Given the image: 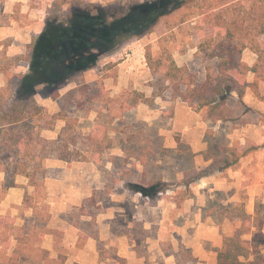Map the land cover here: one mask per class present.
Returning <instances> with one entry per match:
<instances>
[{
    "label": "rangeland",
    "instance_id": "1",
    "mask_svg": "<svg viewBox=\"0 0 264 264\" xmlns=\"http://www.w3.org/2000/svg\"><path fill=\"white\" fill-rule=\"evenodd\" d=\"M146 1L0 0V84L7 106L22 100L21 116L32 125L15 134L30 141L33 158L18 154L16 161L36 171L33 178L14 175L13 187L9 171L18 163L10 155L0 166V264H65L66 256L84 264H264V80L228 95V120L207 119L205 109L175 99L170 88L155 95L147 55L171 53L199 82L215 67L199 52V8L188 2L151 32L118 38L94 66L61 85L19 91L48 21L81 10L120 15ZM244 1L254 5V22L264 21V0ZM242 58L253 66L256 54L247 48ZM124 89L152 102L123 112L117 98ZM65 115L76 118L75 131L63 130ZM65 144L83 157L59 159ZM227 147L243 156L212 169ZM155 180L162 188L150 196L130 188ZM8 195L22 204L8 206Z\"/></svg>",
    "mask_w": 264,
    "mask_h": 264
},
{
    "label": "trees",
    "instance_id": "2",
    "mask_svg": "<svg viewBox=\"0 0 264 264\" xmlns=\"http://www.w3.org/2000/svg\"><path fill=\"white\" fill-rule=\"evenodd\" d=\"M188 2L199 8L196 14L202 16L198 31L199 52L208 59H214L215 67L208 66L206 79L199 82L196 73L187 66H180L171 53L165 52L159 57L147 55L148 66L158 78L155 95L162 96L170 88L175 99L180 98L197 110L205 109L207 119H231L232 109L226 103L228 95L233 90L243 94L247 86L257 87L264 80V21L254 22V5L248 6L244 0H150L133 5L120 15L93 14L81 10L72 12L70 18L64 21H48L33 43L30 69L21 76L18 85L20 93L33 95L39 85H61L77 73L85 72L95 65L99 53L109 51L116 45L118 38L151 32L166 13ZM209 28L211 32H208ZM247 48L256 54L253 66L243 61V52ZM250 73L255 76L253 83L246 79ZM117 99L118 107L123 112L142 102H152L139 90L124 89ZM23 107L22 100L13 101L8 107L4 88L0 84L1 167L7 156L11 155L14 161L18 154L22 155L21 160L23 155L26 160L33 156L28 149L30 141L21 132L15 134L17 129L26 127L29 132L32 129V125L21 116ZM62 120L65 122V132L76 130V118L65 115ZM54 145L57 147L56 143ZM236 153V149L227 147L223 156L210 167L216 169L234 164L238 157L243 156L235 157ZM58 157L72 162L82 158L83 154L77 146L70 148L65 144ZM13 168V171L3 168L13 175L10 186L15 184L14 175L32 178L36 175L35 170H28L19 163ZM161 184L162 180H155L148 186L130 183V188L150 196L160 191Z\"/></svg>",
    "mask_w": 264,
    "mask_h": 264
},
{
    "label": "crops",
    "instance_id": "3",
    "mask_svg": "<svg viewBox=\"0 0 264 264\" xmlns=\"http://www.w3.org/2000/svg\"><path fill=\"white\" fill-rule=\"evenodd\" d=\"M89 196H90V194H87V195L83 196L82 198H80L81 200L79 202L82 203V200H86ZM4 202H6L8 204V206H11L12 204H18L17 206H20L22 204V199L19 200V201H14L12 199V197L8 195V197H6L4 199ZM75 202H78V201L77 200L74 201L72 199H70V201H69V203H75ZM80 203H75V205L76 204H80ZM71 227H73V226H71ZM93 243L95 244V242H93ZM86 246L89 247V245H86ZM89 248L94 249V250H97V248H94V247H89ZM46 249L47 250H50V251L52 250L51 246H47ZM52 257L53 258H56V256H54V255ZM70 260L71 259H68L67 256H66V262H65V264H84L79 259H73V261H70Z\"/></svg>",
    "mask_w": 264,
    "mask_h": 264
}]
</instances>
